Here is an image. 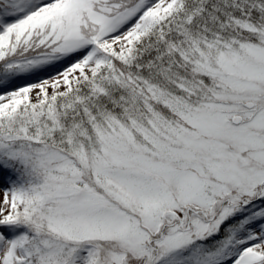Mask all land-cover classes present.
Instances as JSON below:
<instances>
[{"label": "snow or ice", "instance_id": "1", "mask_svg": "<svg viewBox=\"0 0 264 264\" xmlns=\"http://www.w3.org/2000/svg\"><path fill=\"white\" fill-rule=\"evenodd\" d=\"M0 264H264V0H0Z\"/></svg>", "mask_w": 264, "mask_h": 264}, {"label": "rangeland", "instance_id": "2", "mask_svg": "<svg viewBox=\"0 0 264 264\" xmlns=\"http://www.w3.org/2000/svg\"><path fill=\"white\" fill-rule=\"evenodd\" d=\"M0 198H2V195H0Z\"/></svg>", "mask_w": 264, "mask_h": 264}, {"label": "trees", "instance_id": "3", "mask_svg": "<svg viewBox=\"0 0 264 264\" xmlns=\"http://www.w3.org/2000/svg\"><path fill=\"white\" fill-rule=\"evenodd\" d=\"M0 195H2V192H0Z\"/></svg>", "mask_w": 264, "mask_h": 264}]
</instances>
